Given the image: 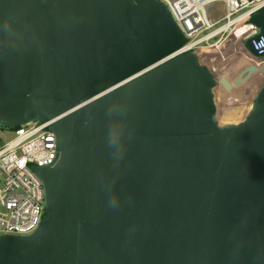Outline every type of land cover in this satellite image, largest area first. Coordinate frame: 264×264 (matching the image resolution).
<instances>
[{"label":"water","instance_id":"water-1","mask_svg":"<svg viewBox=\"0 0 264 264\" xmlns=\"http://www.w3.org/2000/svg\"><path fill=\"white\" fill-rule=\"evenodd\" d=\"M185 43L156 0H0V126L55 121L58 151L0 264H264V86L238 125L214 92L258 69L232 86Z\"/></svg>","mask_w":264,"mask_h":264},{"label":"built area","instance_id":"built-area-1","mask_svg":"<svg viewBox=\"0 0 264 264\" xmlns=\"http://www.w3.org/2000/svg\"><path fill=\"white\" fill-rule=\"evenodd\" d=\"M156 1L169 8L185 34L186 43L174 56L195 53L200 57L203 50H209L224 60L226 44L232 41L234 48L240 44L236 54L245 52L249 66H255L257 74L264 79V58L257 59L245 49V44L252 41L258 55L264 56V35L256 41L261 32L250 23L264 8V0ZM217 3L224 5L225 15L210 17L207 9ZM204 66L215 74L209 66ZM54 122H36L15 129L0 126V239L30 236L48 218L45 189L37 170L57 161Z\"/></svg>","mask_w":264,"mask_h":264},{"label":"rangeland","instance_id":"rangeland-1","mask_svg":"<svg viewBox=\"0 0 264 264\" xmlns=\"http://www.w3.org/2000/svg\"><path fill=\"white\" fill-rule=\"evenodd\" d=\"M210 17L221 18L225 15V7L221 3L212 5L207 9ZM233 42H229L225 47L224 60L215 54L203 53L199 60L202 64L209 66L214 72L217 79L226 78L231 85L238 74L248 64L243 57L237 56L236 51L240 49V44L233 46ZM243 54L247 57L245 52ZM264 86V79L260 77H252V79L241 87L233 86L231 90H226L219 85L215 89V98L217 106V119L220 126L238 125L246 119L252 108L255 97Z\"/></svg>","mask_w":264,"mask_h":264},{"label":"bare ground","instance_id":"bare-ground-1","mask_svg":"<svg viewBox=\"0 0 264 264\" xmlns=\"http://www.w3.org/2000/svg\"><path fill=\"white\" fill-rule=\"evenodd\" d=\"M242 32H243V31L239 32L238 35L241 34ZM235 44H236V43H235ZM236 45H237V44H236ZM203 53H206V54H207V53H211V52H210L209 50H203V51H202V54H203ZM240 54H241V53H237V56H241V57H243V58L247 61V62H245V63L248 64V66H249V65L251 64L249 58L246 57L244 54H242V55H240ZM248 66H247V67H248ZM262 70H263V69H262ZM263 71H264V70H263ZM255 76H256V77H260V74H257V75H255ZM261 78H263V77L261 76Z\"/></svg>","mask_w":264,"mask_h":264},{"label":"clouds","instance_id":"clouds-1","mask_svg":"<svg viewBox=\"0 0 264 264\" xmlns=\"http://www.w3.org/2000/svg\"><path fill=\"white\" fill-rule=\"evenodd\" d=\"M130 138H131V133H129L128 135H127V142H129V140H130ZM109 143H110V145H111V141H109ZM126 147H125V149H124V151H125V153H126ZM118 204V200L115 198V197H111L110 196V205L111 206H116Z\"/></svg>","mask_w":264,"mask_h":264}]
</instances>
